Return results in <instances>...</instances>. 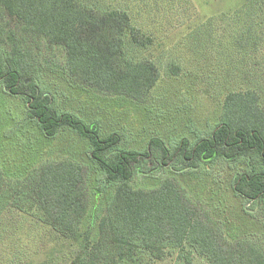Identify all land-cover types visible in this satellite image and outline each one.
Listing matches in <instances>:
<instances>
[{"label": "trees", "instance_id": "trees-1", "mask_svg": "<svg viewBox=\"0 0 264 264\" xmlns=\"http://www.w3.org/2000/svg\"><path fill=\"white\" fill-rule=\"evenodd\" d=\"M253 1L229 16L236 28L247 25ZM237 30L231 43L241 45L234 46L241 60L244 49L259 41ZM31 37L63 51V72L73 84L138 99L158 80L153 60H133L127 54L129 45L145 48L151 37L111 1L0 0V41L8 46L5 54L0 51V82L10 95L24 99L40 146L67 129L84 142L87 158L102 175L101 183L89 188L80 162L64 158L36 165L31 145V170L23 177L11 171L17 166L11 159L0 163V212L5 206L69 240L74 248L66 252L67 264H153L172 259L173 264H264V247L252 239L259 229L239 200L261 202L264 212V72L237 69L240 87L226 93L218 121L206 136L193 142L182 136L167 144L162 136L174 133L180 118L149 110L156 125H166L163 133L157 130L159 136H151L140 150L125 149L119 148L120 134H103L96 119L56 109L52 93L33 77L34 58L27 45ZM176 158L182 163L180 171L200 164L209 168L219 159L229 166L244 161L246 171L234 173L228 188L212 193V200L221 204L226 194L235 197V204L224 208V220H206L173 177H165L155 188L134 185L138 173L158 172Z\"/></svg>", "mask_w": 264, "mask_h": 264}, {"label": "rangeland", "instance_id": "rangeland-1", "mask_svg": "<svg viewBox=\"0 0 264 264\" xmlns=\"http://www.w3.org/2000/svg\"><path fill=\"white\" fill-rule=\"evenodd\" d=\"M104 1L125 9L131 22L152 39L145 48L129 45L127 53L133 60L147 58L157 66V83L146 96L135 99L73 84L63 72L64 53L60 48L48 47L40 37L29 38L27 45L34 58L33 77L43 89L52 93L56 109L83 116L86 120L96 119L103 134L119 133V148L140 150L151 136L158 135L157 130L163 131L166 125H156L154 113L149 110H160L161 114L165 111V115L180 118L176 124L178 130L163 134L167 144H175L182 136L190 142L198 136H206L218 121L226 93L240 87L237 69L264 72V0H252L247 25L241 29L256 35L259 44L244 49L240 65L241 60L234 52L241 45L231 43V40L236 29L238 33L242 32L229 16L248 0ZM234 46L237 47L235 51ZM0 51L2 54L8 51L6 40L0 41ZM261 87L264 104V81ZM37 135L36 124L26 115L24 99L10 95L0 82V163L11 159L17 165L11 171L17 170L19 177H23L31 170L32 145L34 164L70 158L82 164L89 188L101 183V173L87 158L84 142L76 134L63 130L41 146ZM170 164L158 172L138 173L133 178L134 185L155 188L165 177H173L206 220H224V208L228 203L230 207L235 204V197L226 194L221 204L212 200V193L228 188L234 180V173H244L247 169L244 161L238 159L229 166L225 160L219 159L209 168L200 164L194 169L181 171L177 170L182 166L180 159L176 158ZM239 200L245 205L246 214L254 220L253 226L259 229L252 239L264 247L261 202ZM3 207L0 212V264H67L66 252L72 250L74 244L53 235L47 227H37L32 218L14 215L16 212ZM173 262L174 259L153 264ZM193 264L203 263L195 260Z\"/></svg>", "mask_w": 264, "mask_h": 264}]
</instances>
